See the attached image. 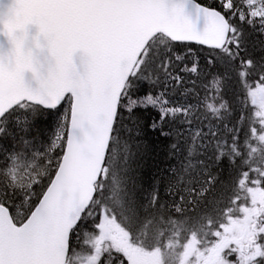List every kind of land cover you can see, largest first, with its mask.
Here are the masks:
<instances>
[{"label": "snow or ice", "instance_id": "6c2138e0", "mask_svg": "<svg viewBox=\"0 0 264 264\" xmlns=\"http://www.w3.org/2000/svg\"><path fill=\"white\" fill-rule=\"evenodd\" d=\"M0 264H264V0H0Z\"/></svg>", "mask_w": 264, "mask_h": 264}, {"label": "trees", "instance_id": "16d2710c", "mask_svg": "<svg viewBox=\"0 0 264 264\" xmlns=\"http://www.w3.org/2000/svg\"><path fill=\"white\" fill-rule=\"evenodd\" d=\"M201 2L208 3L211 0H201ZM170 163L174 168L178 165L179 161L176 160L173 162L170 157L158 155L154 160L149 161L148 166L145 168V187L147 188L149 183H154L162 197L168 196L170 192L168 181L171 173L169 171L167 175L165 174V170L170 168Z\"/></svg>", "mask_w": 264, "mask_h": 264}, {"label": "bare ground", "instance_id": "6f19581e", "mask_svg": "<svg viewBox=\"0 0 264 264\" xmlns=\"http://www.w3.org/2000/svg\"><path fill=\"white\" fill-rule=\"evenodd\" d=\"M158 182V181H157Z\"/></svg>", "mask_w": 264, "mask_h": 264}]
</instances>
